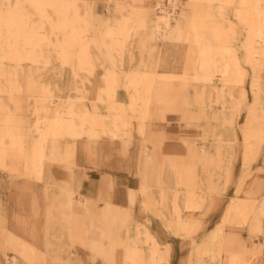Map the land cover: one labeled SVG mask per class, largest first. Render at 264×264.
I'll return each instance as SVG.
<instances>
[{
    "label": "bare ground",
    "instance_id": "6f19581e",
    "mask_svg": "<svg viewBox=\"0 0 264 264\" xmlns=\"http://www.w3.org/2000/svg\"><path fill=\"white\" fill-rule=\"evenodd\" d=\"M169 113L198 126L205 142L188 145L181 161L160 155ZM243 113L250 166L264 143V0H0V255L9 264H81L75 246H89L94 260L103 253L84 236L116 220L130 232L128 211H83L79 188L93 169L138 174L144 211L169 199L171 186L184 188L188 209L202 207L199 170H228ZM176 187L173 227L191 233ZM263 218L256 197L234 198L217 232L247 223L261 237ZM138 231L151 234L146 222ZM153 244L148 255L127 248L124 264H166ZM216 246L222 260L224 242ZM258 247L224 262L259 264Z\"/></svg>",
    "mask_w": 264,
    "mask_h": 264
},
{
    "label": "crops",
    "instance_id": "0c3cea01",
    "mask_svg": "<svg viewBox=\"0 0 264 264\" xmlns=\"http://www.w3.org/2000/svg\"><path fill=\"white\" fill-rule=\"evenodd\" d=\"M243 114L245 117V113ZM243 121L244 119L239 121L236 126L238 141L234 143V158L229 163L228 170L227 163L219 171L210 170L208 173L203 172L202 169L199 170L203 183L200 184L198 192L208 193V199L202 207L195 206L188 209L183 197L184 188L171 186V189H168L169 199L162 201L160 205H151L149 211H144L139 190L141 179L138 174L125 173L110 167L90 170L79 188L80 194L88 198L83 211L86 214L101 216L107 207H111L110 204L112 207L129 212L131 228L130 232L122 233L119 220H116L113 222L111 231L100 230L91 236H84L82 240L102 246L103 253L94 260L93 250L87 245L80 244L72 248L75 257L80 258L81 264H124L127 248L137 246L148 255L153 248V242L156 241L159 252L165 250L168 253L169 260L166 264H225V258L229 257L230 252L248 257L249 249L255 245H260L256 249L258 263L264 264V235L253 236L247 223H226L223 232H217V227L224 223V217L234 198L237 202L247 204L250 198L256 197L258 204L264 203V143L257 159L250 166H245L244 142L239 126ZM159 128L168 136L160 144L159 151L163 158L181 161L186 156L188 145L205 144L199 127L194 124L187 125L180 113H169ZM214 140V137H209L207 144H215ZM210 177L213 180H207ZM243 177L247 179L243 187L238 190ZM106 180L111 182L109 190H105L103 185ZM2 187L3 181H0V192L3 198L6 192ZM175 187L181 192L177 203L181 209V219L195 223L191 233L173 227L176 223H172V220L177 218L174 214L175 204L172 198L174 192L172 188ZM155 192L158 191L155 190ZM159 208L162 210L160 216L157 211ZM141 222L148 223L151 234L147 235L138 231ZM262 225L264 229V218ZM218 240L224 242L222 260L215 259ZM205 244H208V249L204 247ZM0 258L2 260L0 264H9L4 261L2 255Z\"/></svg>",
    "mask_w": 264,
    "mask_h": 264
},
{
    "label": "rangeland",
    "instance_id": "374dc122",
    "mask_svg": "<svg viewBox=\"0 0 264 264\" xmlns=\"http://www.w3.org/2000/svg\"><path fill=\"white\" fill-rule=\"evenodd\" d=\"M103 3H104V2L101 1L100 8H99V10H100L101 12H104V11H105V7H104V4H103ZM179 10L181 11V8H179ZM242 119H244V114H242V115L239 117L238 121H241ZM172 120H173V119H172ZM22 264H26V263H22Z\"/></svg>",
    "mask_w": 264,
    "mask_h": 264
}]
</instances>
